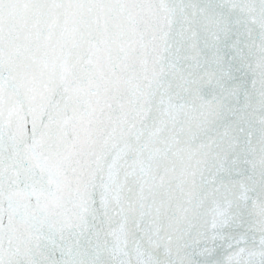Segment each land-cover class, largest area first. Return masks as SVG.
Returning <instances> with one entry per match:
<instances>
[{"label": "snow or ice", "instance_id": "obj_1", "mask_svg": "<svg viewBox=\"0 0 264 264\" xmlns=\"http://www.w3.org/2000/svg\"><path fill=\"white\" fill-rule=\"evenodd\" d=\"M0 264H264V0H0Z\"/></svg>", "mask_w": 264, "mask_h": 264}]
</instances>
